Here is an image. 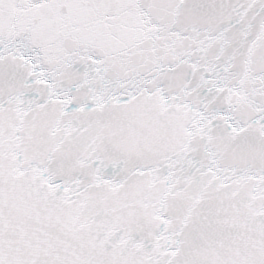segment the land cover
Here are the masks:
<instances>
[{
	"label": "snow or ice",
	"instance_id": "1",
	"mask_svg": "<svg viewBox=\"0 0 264 264\" xmlns=\"http://www.w3.org/2000/svg\"><path fill=\"white\" fill-rule=\"evenodd\" d=\"M0 264H264V0H0Z\"/></svg>",
	"mask_w": 264,
	"mask_h": 264
}]
</instances>
